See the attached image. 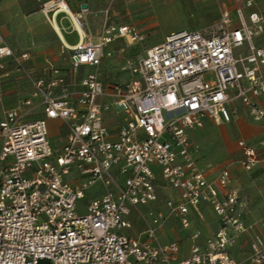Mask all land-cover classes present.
Segmentation results:
<instances>
[{
    "label": "built area",
    "instance_id": "1",
    "mask_svg": "<svg viewBox=\"0 0 264 264\" xmlns=\"http://www.w3.org/2000/svg\"><path fill=\"white\" fill-rule=\"evenodd\" d=\"M61 4L68 6L44 4L49 22ZM236 19L235 25L225 10L206 29L168 33L129 65V81L109 89L96 72L77 74L97 68L116 38L131 42L133 28L106 26L92 41L77 18L79 41L64 46L73 73L52 68L48 78L28 74V54L15 55L0 34V69L6 59L14 62L32 87L0 120V264H264L259 233L251 234L245 259L231 255L256 223L244 221L247 202L231 187L230 169L221 167L211 180L213 165L199 163L192 139L208 121L231 122L237 100L250 119H264L257 102L264 95V43L253 42L264 21L255 11L246 20L240 7ZM38 111L43 116L32 118ZM110 112L113 127L106 123ZM50 120L66 128L57 145ZM237 144L243 171L264 159L253 145ZM157 202L162 209L152 207ZM201 204L212 208L218 225L205 237L194 230L187 257L179 259V242L161 243L157 230L170 217L188 229L191 210ZM142 207L150 215L144 238L126 232L127 215Z\"/></svg>",
    "mask_w": 264,
    "mask_h": 264
},
{
    "label": "crops",
    "instance_id": "2",
    "mask_svg": "<svg viewBox=\"0 0 264 264\" xmlns=\"http://www.w3.org/2000/svg\"><path fill=\"white\" fill-rule=\"evenodd\" d=\"M50 0H2L0 4V34L5 44H7L14 52L15 55L28 54V58L23 61L24 66L29 69L33 74L39 73L37 77H50L52 75V68L59 71V74H70V61L69 51L64 46H73L79 41L78 34L72 24L71 17L64 13L59 12L54 15V20L49 22L52 12H44L43 6ZM71 12L83 23V30L92 41H98L101 35L102 26L96 22L97 18L103 19V14L100 12L101 8L110 3L111 21L116 25L106 26H122L127 25L132 27H142L143 21L139 18L128 17L124 14L129 11V6L134 1L143 0H64ZM247 0H211V11H217L216 16L212 19L213 22L219 20L223 11L227 10L233 16L234 24L238 23L236 19V9L242 8L245 19L248 20L250 12H258L264 21V0H252L251 6H246ZM85 5V8L82 5ZM16 7V8H15ZM117 16H114V14ZM123 15V17H122ZM108 16V15H107ZM125 16V17H124ZM52 22H56L59 32L56 30ZM103 31V30H102ZM123 38H116L112 43L105 47L107 51L113 43ZM253 42L257 45L264 43V30L256 36ZM248 51L247 46L242 50ZM145 55V53H144ZM143 55V56H144ZM141 56V58L143 57ZM11 61L6 59L5 64H9ZM68 65V66H67ZM88 67L83 68L86 70ZM13 73L12 69H8L7 73ZM264 73V72H263ZM16 77L13 85L9 84L7 80H4L0 86V103L2 109H0V120L3 117V113L6 109L14 107L21 100L30 96L32 87L27 78L24 79V75L19 73ZM108 99V98H107ZM38 98H34V102H37ZM258 104L264 107V95L257 99ZM234 105L238 108V114L233 118L231 122H223L216 124L214 122H206L205 127L211 125V134L214 135V139L217 142V146L220 149V157L217 154L211 153V164L213 168L209 174V178L214 179L221 167H228L232 174L231 187L236 188L241 196L246 199L247 206L244 211V221L246 224L256 223L251 233H259L264 236V226H261L258 222L262 219L264 222V159L250 172L243 171L236 158L240 153V148L237 144L238 140H244L247 144L253 145L259 152L264 154V119L254 121L249 118L245 107L237 100ZM108 115L109 124L113 127L117 123V117L114 113L110 112ZM42 113L38 111L32 115V118L42 117ZM204 127V128H205ZM200 129L192 134V139L198 144L197 138L201 136L202 130ZM195 135V138H194ZM58 136H60L58 134ZM51 141L57 145L59 141L50 138ZM218 149H216V152ZM199 163L205 164L209 162L204 157L203 150L199 147L196 154ZM152 207L163 208L162 202H157ZM146 207H142V210L146 211ZM134 210L127 215V219L131 221V214ZM191 226L188 229L182 230L191 235L193 229L194 220L198 217L203 220L202 214H213L215 218V225L212 234L217 225V218L214 215L212 208L207 204H201L196 210L192 209L190 213ZM177 219L170 217L166 222ZM178 220V219H177ZM132 223V221H131ZM162 228V226H161ZM161 229L157 230L160 233ZM201 231V230H200ZM127 233L140 236L144 238L143 234H136L132 227L126 230ZM202 236L203 231L201 232ZM158 235V234H157ZM244 235L240 236L236 244L231 248L230 252L233 258L240 261L247 257L249 254V244L247 245V251L245 258L241 259L244 253H236L244 247L241 244V240ZM161 243H167L170 241H178L180 244L179 259L186 258L189 252V248H186L184 242L179 240H161ZM192 240L190 236V244Z\"/></svg>",
    "mask_w": 264,
    "mask_h": 264
},
{
    "label": "rangeland",
    "instance_id": "3",
    "mask_svg": "<svg viewBox=\"0 0 264 264\" xmlns=\"http://www.w3.org/2000/svg\"><path fill=\"white\" fill-rule=\"evenodd\" d=\"M1 3L2 0H0V4ZM108 8H110V3L107 5L105 4V7L101 8L100 12L103 14V19L100 17L96 19V22L101 24L102 30L105 25H116L110 19L112 11L108 10ZM128 8L129 11L126 12L124 10L123 13L127 14L128 17L139 18L143 21L144 26L132 27L135 32L134 39L132 38L131 42H128L124 38L117 40L107 50V54L97 68H87L86 70L82 68L77 74L78 77L84 73L96 72L103 86L107 89L112 85L125 83L129 81L131 77L129 65L137 63L148 47L161 42L165 35L173 31L183 29L187 31L206 29L217 22H213L212 19L217 17L216 13H218L217 11H211V0H143L134 1ZM113 14L117 16V14ZM8 69H12L13 73L11 72L8 74ZM26 70V72L33 77H37L36 75L39 74H33L27 68ZM69 70L73 73L72 69ZM19 73L23 74V72H18V70H16L14 62L5 64L4 67L0 69V86L4 80H7L9 84L13 85L15 83L14 79L19 77L17 76ZM23 77L24 79L26 78L25 76ZM0 98H2V96ZM0 109H2L1 103ZM109 122V119L106 120L107 124ZM48 127L50 138L55 139L56 142H61L66 133L65 126H61L59 121L50 120L48 122ZM58 134L60 136H58ZM197 140L199 147L204 152L206 160L211 162V153H214V151L215 154L220 157L221 151L217 146L214 135L211 134V125L208 124V126L202 130V134ZM216 149H218L217 152ZM202 215L203 220L198 217L194 220L192 228L199 229L201 232L203 231V235H208L214 229L215 218H213V214ZM149 220L150 215L146 214L145 210L140 212L134 211V213L131 214L132 230L138 235L142 234ZM160 229V233H157L158 239L164 241L179 240L186 244V248H189L190 235L182 230L177 219L173 218L170 222L165 221ZM251 234V232H248L243 236L241 244H243L244 247L241 250L238 248L235 251L236 253H244L241 259L245 258L246 252L248 253L247 245L252 236Z\"/></svg>",
    "mask_w": 264,
    "mask_h": 264
},
{
    "label": "bare ground",
    "instance_id": "4",
    "mask_svg": "<svg viewBox=\"0 0 264 264\" xmlns=\"http://www.w3.org/2000/svg\"><path fill=\"white\" fill-rule=\"evenodd\" d=\"M58 8H56L55 14H57L59 12H67L68 15L71 17L72 24H73L74 28L75 29L78 28V30L80 31L81 28H80L79 22L77 20V17H76V15H74L71 12L70 8L68 6H66V5H64V4H61L60 6H58ZM44 12H48V10L45 8ZM52 23H53L54 27L56 28V30L59 32L60 36H61L60 30H59L58 26L56 25V22H52Z\"/></svg>",
    "mask_w": 264,
    "mask_h": 264
},
{
    "label": "water",
    "instance_id": "5",
    "mask_svg": "<svg viewBox=\"0 0 264 264\" xmlns=\"http://www.w3.org/2000/svg\"><path fill=\"white\" fill-rule=\"evenodd\" d=\"M82 7L85 8V5L83 4Z\"/></svg>",
    "mask_w": 264,
    "mask_h": 264
}]
</instances>
